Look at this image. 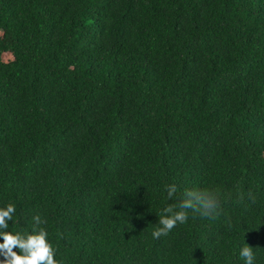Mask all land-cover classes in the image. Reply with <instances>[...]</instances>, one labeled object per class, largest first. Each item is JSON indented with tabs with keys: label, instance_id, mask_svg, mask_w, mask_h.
<instances>
[{
	"label": "trees",
	"instance_id": "1",
	"mask_svg": "<svg viewBox=\"0 0 264 264\" xmlns=\"http://www.w3.org/2000/svg\"><path fill=\"white\" fill-rule=\"evenodd\" d=\"M190 189L218 214L154 239ZM9 203L57 264H264V0H0Z\"/></svg>",
	"mask_w": 264,
	"mask_h": 264
},
{
	"label": "clouds",
	"instance_id": "2",
	"mask_svg": "<svg viewBox=\"0 0 264 264\" xmlns=\"http://www.w3.org/2000/svg\"><path fill=\"white\" fill-rule=\"evenodd\" d=\"M177 187L171 184L167 188L169 199L176 194ZM220 208V198L217 192L207 189H190L182 194L177 204H169L159 213L158 227L152 231V237L159 239L177 225L188 220V210L200 213L203 217L215 218ZM16 208L9 203L0 207V255L4 257L0 264H57L54 258V248L47 239V231L40 225L45 221L40 216H34L35 221L31 232L20 233L7 230V221L12 220ZM239 255L246 264H254L253 248L244 242ZM17 249L18 251L14 250Z\"/></svg>",
	"mask_w": 264,
	"mask_h": 264
}]
</instances>
